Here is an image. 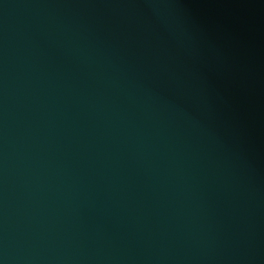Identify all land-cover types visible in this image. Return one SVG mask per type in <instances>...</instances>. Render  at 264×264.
Here are the masks:
<instances>
[{
    "label": "water",
    "instance_id": "obj_1",
    "mask_svg": "<svg viewBox=\"0 0 264 264\" xmlns=\"http://www.w3.org/2000/svg\"><path fill=\"white\" fill-rule=\"evenodd\" d=\"M0 264H264V0H0Z\"/></svg>",
    "mask_w": 264,
    "mask_h": 264
}]
</instances>
